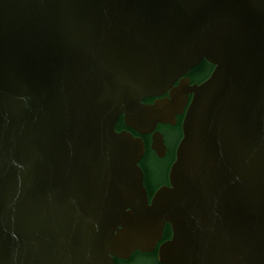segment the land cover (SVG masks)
Masks as SVG:
<instances>
[{
  "label": "water",
  "instance_id": "water-1",
  "mask_svg": "<svg viewBox=\"0 0 264 264\" xmlns=\"http://www.w3.org/2000/svg\"><path fill=\"white\" fill-rule=\"evenodd\" d=\"M202 60L203 82L143 103ZM185 105L150 200L144 143L115 122L149 133ZM157 247L161 264H264V0H0V264Z\"/></svg>",
  "mask_w": 264,
  "mask_h": 264
},
{
  "label": "flooded vegetation",
  "instance_id": "flooded-vegetation-1",
  "mask_svg": "<svg viewBox=\"0 0 264 264\" xmlns=\"http://www.w3.org/2000/svg\"><path fill=\"white\" fill-rule=\"evenodd\" d=\"M214 65L206 60H202L198 65L192 67L185 75L178 78L174 86L171 87L167 92L154 97H146L143 99V103H155L156 100L164 99L167 97L171 90L178 87L180 81L185 78L190 79V83H201L209 77ZM189 102L192 98V94L188 93ZM188 105H185L183 113H177L174 119L176 123L173 125L171 122L167 123H157L155 129L149 133H140L132 129L131 127L125 125L122 115H119L115 122L116 131H130L135 138H141L144 143V153L139 161V165L144 172V184L147 188L150 200L152 199L154 193L163 185H169V171L172 163L176 159V152L178 144L183 136L182 123L186 113ZM160 132L162 134V139L157 135ZM166 228H170V224H166ZM165 230L162 240L159 244L169 237H165ZM141 251H134L127 259L113 258V264H126L127 260L135 253ZM156 252L158 257V247L150 252L141 253H151ZM159 260V259H158Z\"/></svg>",
  "mask_w": 264,
  "mask_h": 264
},
{
  "label": "trees",
  "instance_id": "trees-1",
  "mask_svg": "<svg viewBox=\"0 0 264 264\" xmlns=\"http://www.w3.org/2000/svg\"><path fill=\"white\" fill-rule=\"evenodd\" d=\"M171 235L170 228H166L165 237H169ZM126 264H161L158 260L157 253H141L137 252L133 254L128 260Z\"/></svg>",
  "mask_w": 264,
  "mask_h": 264
}]
</instances>
